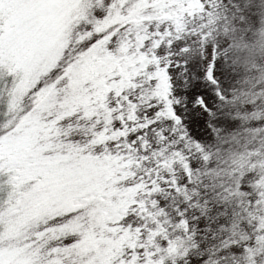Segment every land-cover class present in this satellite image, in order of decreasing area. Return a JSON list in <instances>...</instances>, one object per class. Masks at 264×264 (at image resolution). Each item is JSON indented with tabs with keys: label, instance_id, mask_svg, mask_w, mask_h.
I'll use <instances>...</instances> for the list:
<instances>
[{
	"label": "snow or ice",
	"instance_id": "1",
	"mask_svg": "<svg viewBox=\"0 0 264 264\" xmlns=\"http://www.w3.org/2000/svg\"><path fill=\"white\" fill-rule=\"evenodd\" d=\"M0 264H264V0H0Z\"/></svg>",
	"mask_w": 264,
	"mask_h": 264
}]
</instances>
